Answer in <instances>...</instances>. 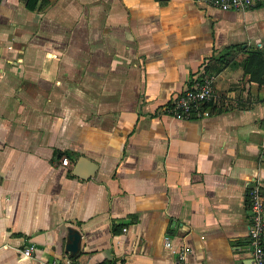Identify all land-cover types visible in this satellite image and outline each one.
<instances>
[{
    "label": "crops",
    "instance_id": "crops-1",
    "mask_svg": "<svg viewBox=\"0 0 264 264\" xmlns=\"http://www.w3.org/2000/svg\"><path fill=\"white\" fill-rule=\"evenodd\" d=\"M257 49L264 0H0V264H171L166 235L189 264H250L264 84L244 61ZM204 74L228 101L169 115Z\"/></svg>",
    "mask_w": 264,
    "mask_h": 264
},
{
    "label": "built area",
    "instance_id": "built-area-1",
    "mask_svg": "<svg viewBox=\"0 0 264 264\" xmlns=\"http://www.w3.org/2000/svg\"><path fill=\"white\" fill-rule=\"evenodd\" d=\"M222 10L245 11L262 0H198ZM215 75L204 74L192 86L185 88L166 107L165 111L178 118L207 117L212 113L211 105L226 103L227 97L216 92ZM248 214L250 219L249 235L251 246L250 264H264V193L258 183L252 184L248 190ZM164 246L174 256L171 264H189V249L186 245H175L170 236L164 237ZM25 255L31 254V248L25 247ZM54 264H76L71 259Z\"/></svg>",
    "mask_w": 264,
    "mask_h": 264
},
{
    "label": "trees",
    "instance_id": "trees-1",
    "mask_svg": "<svg viewBox=\"0 0 264 264\" xmlns=\"http://www.w3.org/2000/svg\"><path fill=\"white\" fill-rule=\"evenodd\" d=\"M35 1L27 0L28 7L33 8ZM244 70L251 80L264 84V52L258 49L250 51L244 61Z\"/></svg>",
    "mask_w": 264,
    "mask_h": 264
},
{
    "label": "water",
    "instance_id": "water-1",
    "mask_svg": "<svg viewBox=\"0 0 264 264\" xmlns=\"http://www.w3.org/2000/svg\"><path fill=\"white\" fill-rule=\"evenodd\" d=\"M67 237H68V242L65 245V249L71 255H74L78 251V248H79L80 234L74 229H70Z\"/></svg>",
    "mask_w": 264,
    "mask_h": 264
}]
</instances>
